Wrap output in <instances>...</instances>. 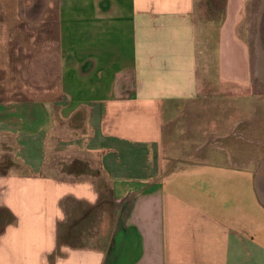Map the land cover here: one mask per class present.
<instances>
[{
  "label": "crops",
  "instance_id": "crops-1",
  "mask_svg": "<svg viewBox=\"0 0 264 264\" xmlns=\"http://www.w3.org/2000/svg\"><path fill=\"white\" fill-rule=\"evenodd\" d=\"M204 1L25 0L32 58L0 33V264H264L255 232L205 205L204 166L165 156L202 92L198 37L216 34L222 84L253 81L242 32L256 0ZM19 2H0V27L8 11L19 32Z\"/></svg>",
  "mask_w": 264,
  "mask_h": 264
},
{
  "label": "rangeland",
  "instance_id": "rangeland-1",
  "mask_svg": "<svg viewBox=\"0 0 264 264\" xmlns=\"http://www.w3.org/2000/svg\"><path fill=\"white\" fill-rule=\"evenodd\" d=\"M206 1L204 3H207ZM0 2L11 4L16 0H0ZM19 4L22 7L19 12L20 24L16 28L19 32L15 31L18 22L7 11L5 12L7 20L1 25L0 33L5 36L14 34L10 46L14 49L18 47L16 54L19 51V56H24L23 60L26 61V57L30 59L32 55L30 50L27 54L23 47L31 48L32 44L25 43V37L21 38L20 35V31L27 29L28 23L25 0H20ZM249 12V20L241 32L243 40L250 49L252 83L246 87L222 84L217 74L216 34L206 38L207 35L204 33V37H198L202 92L197 99L181 105L175 118V132L167 135L168 140L164 149L168 163L170 160L177 163L182 161L184 164L181 165H188L189 169L195 167L196 170L204 166L202 169L207 176L195 177L192 182L199 185L202 181L206 195L205 205L211 212L214 207L222 213L226 212L227 214L223 216L231 221L229 215L236 217L240 213L242 224L237 222L234 226L233 222L228 220L225 223L227 229H236L244 233L249 231L251 234L255 232L257 244L264 249V210H262L264 202L256 185L257 175L264 165V0H256ZM201 24L202 28H206L205 24L209 23L205 22L204 17V22ZM7 40L0 38V43L1 41L7 43ZM1 49L6 51L7 45L5 44ZM42 49L41 46L35 49L37 57L33 63V73L44 66L43 57H48L40 53ZM54 70H50L51 75L54 74ZM35 76L37 78L35 79L39 80L38 78L42 77V70ZM235 123L236 125H233ZM4 153L3 156L7 157L5 164L16 165L12 160L11 152ZM215 174H218L220 179L216 180ZM182 180H178L180 185L185 184L184 181L181 182ZM187 185L184 187L185 190L196 195L197 188L192 186L190 189ZM212 190L220 191L221 196L213 197ZM253 213H259L258 231L256 227L250 228L246 220Z\"/></svg>",
  "mask_w": 264,
  "mask_h": 264
},
{
  "label": "bare ground",
  "instance_id": "bare-ground-1",
  "mask_svg": "<svg viewBox=\"0 0 264 264\" xmlns=\"http://www.w3.org/2000/svg\"><path fill=\"white\" fill-rule=\"evenodd\" d=\"M256 185H258L260 196L262 198V201L264 202V165L259 172Z\"/></svg>",
  "mask_w": 264,
  "mask_h": 264
},
{
  "label": "flooded vegetation",
  "instance_id": "flooded-vegetation-1",
  "mask_svg": "<svg viewBox=\"0 0 264 264\" xmlns=\"http://www.w3.org/2000/svg\"><path fill=\"white\" fill-rule=\"evenodd\" d=\"M263 167V166H262ZM259 175V174H258ZM258 175H257V177H258ZM256 182H257V180H256Z\"/></svg>",
  "mask_w": 264,
  "mask_h": 264
}]
</instances>
